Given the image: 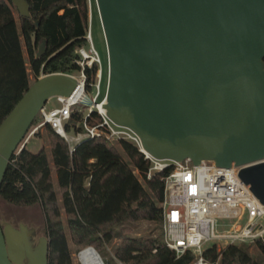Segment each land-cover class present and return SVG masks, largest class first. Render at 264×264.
Wrapping results in <instances>:
<instances>
[{
	"label": "water",
	"instance_id": "95a60500",
	"mask_svg": "<svg viewBox=\"0 0 264 264\" xmlns=\"http://www.w3.org/2000/svg\"><path fill=\"white\" fill-rule=\"evenodd\" d=\"M10 2L28 16L25 0ZM93 3L105 46L104 115L155 159L238 167L264 205V0ZM43 52L42 40L34 56ZM75 85L62 72L28 84L0 122V182L38 110ZM30 233L0 225V264H47L46 237L32 245Z\"/></svg>",
	"mask_w": 264,
	"mask_h": 264
},
{
	"label": "trees",
	"instance_id": "16d2710c",
	"mask_svg": "<svg viewBox=\"0 0 264 264\" xmlns=\"http://www.w3.org/2000/svg\"><path fill=\"white\" fill-rule=\"evenodd\" d=\"M28 16L12 15L10 0H0V122L28 86L22 47L28 69L34 79L51 72L72 73L76 48L86 44V0H25ZM44 41V52L35 57L37 44ZM95 64L84 68L85 90L93 81ZM81 113L72 111L67 131H80L74 126ZM99 120L92 110L88 124ZM50 159L44 151L22 147L12 153L1 182L0 199L10 205H38L44 219L47 239V264H71L65 233L60 221L50 163L60 191V207L65 217L69 238L76 245H91L103 260L99 248L112 237L107 226L123 221L147 220L160 222L162 181L166 171L144 178L148 161L130 142L104 137L84 138L71 152L65 140L45 125ZM125 157V158H124ZM253 244L264 257V243ZM86 247V246H85ZM202 255L218 264H259L237 244H227L216 250L205 247ZM189 250L179 256L155 237H123L114 249L113 257L122 264H187L192 259Z\"/></svg>",
	"mask_w": 264,
	"mask_h": 264
},
{
	"label": "built area",
	"instance_id": "2783aa9c",
	"mask_svg": "<svg viewBox=\"0 0 264 264\" xmlns=\"http://www.w3.org/2000/svg\"><path fill=\"white\" fill-rule=\"evenodd\" d=\"M84 38L86 44L76 48L75 63L78 70L66 73L74 77L75 88L67 97L50 98L55 104H44L38 110L14 153L25 147L28 139L45 125L65 140L69 152L84 138L104 137L111 142L126 140L148 161L144 178L133 169L141 181L150 179L154 173L166 171L161 178L159 226L161 242L166 248L174 251L175 256L189 250L193 256L187 264H218V259L210 261L202 255L204 243L222 241L227 245L249 243L256 239L264 243V205L260 204L252 196L247 185L239 180L238 167L232 164L229 167H219L206 160L193 165L189 159L179 162L155 159L141 150L138 137L130 129L115 125L103 111L96 109L99 120L91 124L86 122L93 108L91 103L99 97L101 62L91 43L89 28H86ZM93 64L96 68L93 81L89 84L93 93L88 96L84 84V68H90ZM87 101L89 105H86ZM77 105L88 106L82 113L81 120L74 125L80 126L81 130L67 131L65 126L70 124V114ZM242 214V224H232L221 232L216 230L217 219H240Z\"/></svg>",
	"mask_w": 264,
	"mask_h": 264
},
{
	"label": "rangeland",
	"instance_id": "374dc122",
	"mask_svg": "<svg viewBox=\"0 0 264 264\" xmlns=\"http://www.w3.org/2000/svg\"><path fill=\"white\" fill-rule=\"evenodd\" d=\"M86 9H87V28H89L91 43L94 49L96 50L101 62V81L99 87V97L95 100L96 103H99V101L102 99L104 92V85H105V73H106L105 46H104L102 31L97 18L93 0H86ZM11 10L13 12L14 17H16L15 8L13 5H11ZM22 56L24 58L26 65L28 84H30L34 81V78L29 72L27 56L23 47H22ZM86 93L88 96H90L93 93V88L89 86V88L86 89ZM45 104L46 106H51L55 104V101L53 99H49L46 101ZM87 109L88 106L77 105L73 108V111L82 114ZM92 110L96 111L95 108H92ZM25 147L33 152L42 149L48 160L50 159L48 135L43 127L40 128L36 134H34L28 139L27 143L25 144ZM133 173L139 179L137 173L135 172ZM50 177L55 193L56 205L58 207L60 221L63 227V231L65 233L66 242L70 253L71 264H81L78 259V254L81 251L85 250L88 245L73 244L69 238V234L65 225V217L60 207V191L55 183L54 170L53 167L51 166V163H50ZM243 221H244L243 214H242V218L240 219H223V218L217 219L216 230L218 232H221L222 230L228 229L232 224L235 223L242 224ZM263 223H264V219H263ZM5 224H10L15 229L18 228L19 224L25 225L26 228L31 230L30 240L32 242V245L36 243L39 237H42L45 234L43 214L39 206L36 204L26 207H17L7 204L0 199V225L3 226ZM106 229L111 231L112 237L108 242H105L101 245V247L99 248V253L102 259L107 260L110 264H122L116 259H114L113 253L115 247L123 237H144V238L155 237L161 240L159 222H155V221H147V220L123 221L109 225L106 227ZM211 244L215 245L216 250H220L225 246V242L214 241V242L204 243L203 247L205 248ZM237 245L242 247L248 253V255L251 256L256 262H258L259 264H264V257L257 250L253 242L240 243Z\"/></svg>",
	"mask_w": 264,
	"mask_h": 264
},
{
	"label": "bare ground",
	"instance_id": "6f19581e",
	"mask_svg": "<svg viewBox=\"0 0 264 264\" xmlns=\"http://www.w3.org/2000/svg\"><path fill=\"white\" fill-rule=\"evenodd\" d=\"M91 106L97 109L98 111L102 112L99 103L93 102L91 103ZM78 259L81 264H100L98 259L96 258L95 253L91 251L89 248H86L85 250L81 251L78 254Z\"/></svg>",
	"mask_w": 264,
	"mask_h": 264
},
{
	"label": "crops",
	"instance_id": "0c3cea01",
	"mask_svg": "<svg viewBox=\"0 0 264 264\" xmlns=\"http://www.w3.org/2000/svg\"><path fill=\"white\" fill-rule=\"evenodd\" d=\"M12 15H13V12H12ZM14 16V15H13ZM15 18V17H14Z\"/></svg>",
	"mask_w": 264,
	"mask_h": 264
}]
</instances>
